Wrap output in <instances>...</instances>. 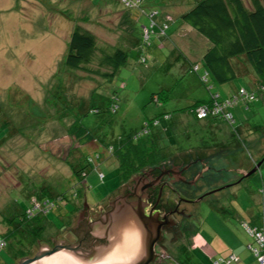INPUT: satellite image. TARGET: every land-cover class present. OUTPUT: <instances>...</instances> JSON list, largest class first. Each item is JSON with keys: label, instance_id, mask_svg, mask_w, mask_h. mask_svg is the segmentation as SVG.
Returning a JSON list of instances; mask_svg holds the SVG:
<instances>
[{"label": "rangeland", "instance_id": "374dc122", "mask_svg": "<svg viewBox=\"0 0 264 264\" xmlns=\"http://www.w3.org/2000/svg\"><path fill=\"white\" fill-rule=\"evenodd\" d=\"M243 1L250 5L249 0ZM193 2L139 0L135 8H128L120 0H0V232L13 225L9 219H17L18 210L26 217L30 202L36 204L42 199L37 196L42 185L55 196L48 213L39 210L32 216L39 215V222L45 225L31 244L23 239L27 243L25 257L38 253L40 245L53 247L54 236L62 233L67 237L63 243H80L79 237L86 236V245H80L90 249L89 238L94 235L87 233L86 222L77 223L80 208L84 202L100 206L104 196L102 203L135 176L120 183L118 161L107 146L143 132L146 122L154 117L172 126L161 139L169 157L159 165L207 157L211 164L225 169L219 175L220 183L228 178L235 182L199 200L185 202L190 216H171L172 220L185 221L187 230L175 238L165 233L155 264H215L232 252L254 256L248 247L252 236L243 221H257L260 213L264 214V163L245 177H240L239 163L249 165L259 154V147H264V91L250 85V75L240 65L242 73L233 80H210L214 89L222 85L229 90L241 86L254 90L255 96L247 105L238 102L232 107L233 124L221 119H197L181 110L193 98H207L209 94L197 75L186 68L188 56L202 69L209 40L194 29L182 31L181 36L187 39L173 38L182 21L180 12ZM108 5L118 11L105 13L101 7ZM140 7L144 12L136 9ZM154 9L159 13L151 17ZM128 10L136 14L133 22ZM120 12L125 13L120 20L124 25L117 20ZM151 18L162 25L160 20L167 19L168 26L160 36L161 26L155 25L159 36L151 33L143 42L142 25H149ZM76 23L89 28L99 46L116 45L128 51L126 64L114 76L89 74L64 64L67 41ZM163 89H168L166 100L151 97ZM111 97L118 102L116 111L109 108ZM167 112L170 115L165 117ZM76 118L91 130L94 139L89 144L95 141L98 148L79 145L70 135L68 129ZM249 127L256 129L254 133L248 131ZM217 141L233 146L232 152L228 149L213 156L215 150L210 146ZM96 151L99 158L87 167L80 181L64 158L74 162V158L83 155L85 159ZM197 183L203 184V179ZM187 187L180 185L178 189ZM202 189L182 192L195 196ZM163 193L169 195H165L167 190ZM197 227L205 243L193 238ZM71 236L74 241H67ZM11 240L18 243L15 238ZM21 259L11 245L0 250L1 264H19Z\"/></svg>", "mask_w": 264, "mask_h": 264}, {"label": "trees", "instance_id": "16d2710c", "mask_svg": "<svg viewBox=\"0 0 264 264\" xmlns=\"http://www.w3.org/2000/svg\"><path fill=\"white\" fill-rule=\"evenodd\" d=\"M120 2L123 3L122 0ZM249 2L250 5L247 6L243 0H194L190 8L180 13L182 22L190 25L210 42V45L202 55V69H200V64L196 61L192 62L189 67L206 86L209 93L208 97L206 99L196 100L181 108L182 111L192 114L197 119L209 118L225 121L220 116L212 114L199 118L196 116L195 111L191 109L201 103L210 104L216 98L219 99L236 93L240 87H237L230 94L222 96L217 89H214L213 82L210 80L213 79V81L218 83L231 81L238 74L242 73V65L246 69L244 73H249L250 75V85H253L259 91H264V0H249ZM127 7L135 8V6ZM136 9L144 12L141 7ZM154 10L156 12H153ZM154 10L150 14L151 17L153 14L159 13L158 10ZM133 21L134 19L132 18ZM160 21L163 22V25L162 23L157 24L159 21H155L152 18L149 25H142L143 42L151 33L158 34L153 29L155 25L161 26L159 27L160 36L162 33L165 34L168 21L167 19ZM144 26L149 27L147 36L144 33ZM107 45L99 46L96 35L81 23H76L67 41L64 64L68 67L83 70L89 74H97L111 78L121 65L126 64L128 51L120 46ZM251 92L255 94L254 90H251ZM151 97L155 100H166L169 97L168 89L153 92ZM249 100L251 99H240L234 105L239 101L246 103ZM108 104L112 111L117 110L118 102L114 97H111ZM96 111H99L97 107ZM164 114L165 117L170 115L168 112ZM145 126H147V132H140L134 136L124 137L120 141L107 146L108 151L118 161L120 183L127 182L138 171L146 167L161 164L169 157L165 151L167 145L161 139L163 132L167 133L168 130L172 131V126L161 123L157 117L152 118L151 121H147ZM68 130L70 135H73L74 139L79 142V145L94 139V135L88 126L82 124L78 118L72 121ZM68 153H70V150ZM68 153L66 156H68ZM99 155L100 153L96 151L93 156H85V159H82L83 155H80L76 159L74 158V162L68 157L64 159L69 162L72 174L82 181L88 172L87 167L89 165L92 166L95 159L99 158ZM263 156L264 151L253 161L251 166L253 167ZM89 157H93V159L89 160ZM83 160H85V163H82ZM262 163H264V160ZM242 173L240 177H245ZM37 196L39 198L49 197L55 200L52 191L43 185L40 187ZM17 212V219H9L13 225L5 233L0 232V234L4 235L7 239L5 246L11 245L16 252L17 258L20 259L27 255L25 251V245L27 243L23 239L31 244L41 234L44 223L39 222V215L28 218L19 210ZM243 222H247L253 226L264 225H256L245 220ZM11 238H15L18 243L12 242ZM237 260L238 256L235 261L229 264L235 263ZM219 263L225 264V261H219L217 264Z\"/></svg>", "mask_w": 264, "mask_h": 264}, {"label": "water", "instance_id": "95a60500", "mask_svg": "<svg viewBox=\"0 0 264 264\" xmlns=\"http://www.w3.org/2000/svg\"><path fill=\"white\" fill-rule=\"evenodd\" d=\"M263 160L264 156L242 175L248 176L256 171ZM190 163L185 164L183 168H187ZM181 170L182 168H179L178 165H174L163 169L160 175L169 172L177 173ZM133 179L135 184L129 190L117 194L110 201L111 208L104 211L98 218L88 220V205L84 202L82 211H79L77 223L88 222L87 230L94 235L90 249H85L80 243H63L60 242L61 240L55 239L53 247H47L46 244L40 245L38 253L32 257L22 258L19 264H72L74 260L76 264H95L114 248L120 246L123 232L129 224L139 225L144 233L143 250L135 264L152 262L156 257L153 244L159 237L160 225L164 222V216L159 210L150 212L153 205L147 206L149 202L144 199L148 196L144 189L151 185L149 182L153 179L143 174L134 176ZM182 180L188 183L195 181V179L186 180L185 178ZM161 189L162 186L160 191ZM200 198L201 196L196 200Z\"/></svg>", "mask_w": 264, "mask_h": 264}, {"label": "flooded vegetation", "instance_id": "af4514ba", "mask_svg": "<svg viewBox=\"0 0 264 264\" xmlns=\"http://www.w3.org/2000/svg\"><path fill=\"white\" fill-rule=\"evenodd\" d=\"M190 163V165L187 168H183V166L187 163ZM178 165L179 168H182L180 172L177 173H163L160 175V172L168 167ZM221 170H224L222 167H218L217 165L211 164L210 159H207L205 157H198V158H192L186 162L183 160L179 161H172L170 165L163 166V165H155V166H149L146 169H142L141 171H138V173L135 174V176L143 174L151 179H153L151 182H149L151 185L146 187L144 190L148 194V196L144 197L145 201L149 202L147 206H152L150 212L154 211H161L164 216V222L160 225V233L159 237L155 239V242L153 244L154 247V254H156L155 259L148 263V264H155L158 261L159 257V245H163V238H165V233L172 234V237L175 238L177 235L183 233V231L186 232V222H182L181 220L175 221L172 220L173 218L171 216H180L184 215L185 217L190 216V213L186 211V205L184 203L196 201V198L201 196L204 197L205 195L214 192L218 189H221L226 186H230L234 181L230 178L224 180L223 182L220 181V173ZM148 171V172H147ZM213 171V172H211ZM160 175V176H159ZM182 178H185L186 180L195 179L194 183H188L185 180H182ZM199 179H203V184L197 183ZM135 184V180L132 178L131 182L128 184H125L124 188L122 190H118L116 193L108 197L107 201L100 204V206L96 207L95 214L91 216V220L98 218L104 211L111 208L112 204L110 203L111 200L114 199V197L122 193L126 190H129L133 185ZM180 185L188 186L189 189H202L201 192H199L195 196H191L187 193H183V189L187 188H179ZM162 186V189L160 191V187ZM190 186V187H189ZM167 190L168 193L164 195V191ZM173 193V196L171 192ZM189 193V192H188ZM200 198V199H201ZM199 200V199H197ZM187 215V216H186ZM189 218V217H188ZM158 236V235H157ZM81 239L80 243L86 245L87 239L86 236L79 237ZM86 239V240H85ZM92 240L89 238V244Z\"/></svg>", "mask_w": 264, "mask_h": 264}, {"label": "built area", "instance_id": "2783aa9c", "mask_svg": "<svg viewBox=\"0 0 264 264\" xmlns=\"http://www.w3.org/2000/svg\"><path fill=\"white\" fill-rule=\"evenodd\" d=\"M126 6H137L139 0H122ZM153 12H156L155 10ZM149 31V27L144 26V33L147 36ZM163 32V30L161 29ZM255 94L245 87H240L236 93L222 97L219 99H214L212 103H201L197 106H194L191 110L195 111L196 116L201 118L208 116V114L220 116L225 121L232 124L234 122V115L231 111V107L237 102V100L244 99H252ZM143 132H147V126L144 127ZM93 157H89V160H92ZM100 175H102L100 173ZM44 198V199H43ZM54 206V200L49 197H42V199L38 200V202L32 203L30 202L29 207H26L27 213L26 217L31 218L33 214L37 211L41 210L43 213H48ZM246 230L251 234L254 238V243L249 244L248 247L254 253L258 264H264V225L262 226H253L247 222H243ZM7 244V239L4 235L0 234V250ZM237 256L234 253L229 254L226 258H220L215 262L217 264L219 261H225L226 264H229L232 261H235Z\"/></svg>", "mask_w": 264, "mask_h": 264}, {"label": "crops", "instance_id": "0c3cea01", "mask_svg": "<svg viewBox=\"0 0 264 264\" xmlns=\"http://www.w3.org/2000/svg\"><path fill=\"white\" fill-rule=\"evenodd\" d=\"M91 3H95V1H90ZM101 8H103V11L105 12V13H112V12H115V11H118V10H116V9H112L111 7H109V5L108 6H105V7H101ZM100 8V9H101ZM96 9H98V8H96ZM136 10V9H135ZM182 12V11H181ZM180 12V13H181ZM121 13V15L119 14L118 16H117V20H118V22H123V21H120L121 20V18H122V16L125 14V13H122V12H120ZM128 14L129 15H131V20H132V18L134 19V17H136V14L134 13V12H132L131 10H128ZM122 25H124L123 23H122ZM185 30H187V31H192L193 30V28L190 26V25H188V24H186V23H184V22H180L179 23V25L177 26V28H176V30H175V34H174V37L173 38H175V36H177L178 37V39H181L182 38V40L183 39H187L188 37L186 36H181V33H182V31L184 32ZM172 36V35H171ZM179 36H180V38H179ZM195 36V35H194ZM196 37V36H195ZM179 43H181V44H183V42L184 41H182V42H180V41H178ZM181 46V45H180ZM181 47H183V49H185V50H187L188 48L186 47V46H181ZM186 59L188 60L189 59V61H187V64H186V68L187 69H189V67H190V64L192 63V62H195L194 60H190V58H188V56H186ZM190 70V69H189ZM190 72H192V73H194L195 74V76L197 75L194 71H191L190 70ZM197 77H198V75H197ZM199 79V78H198ZM226 87V86H225ZM215 89H217L218 91H219V93L223 96V95H228V94H230L231 92H233V91H235V90H229V89H225L222 85H219L218 87H216ZM231 91V92H230ZM199 99H206L205 97H195V98H193V100L191 101V103H193V102H195L196 100H199ZM239 102H241V103H244V101H239ZM248 102V101H247ZM247 102H246V105H247ZM245 104V103H244ZM235 106V105H234ZM186 112V111H185ZM233 115H234V113H233ZM234 118H235V115H234ZM209 119V118H208ZM209 120H216V119H209ZM234 123V122H233ZM256 129H253L252 127H249L248 128V131L249 132H251V133H254V131H255ZM264 142V141H263ZM264 144V143H263ZM81 145H88V146H91V147H96V148H98L99 147V144H97V143H95V141L93 142V144L91 145V144H89V141L87 142V143H84V144H81ZM210 147H213V150H215V152H213L212 153V155L214 156V155H217V156H219V155H221V154H223V153H225V151H227L228 149H230V151L232 152V149H233V146H231V145H227V143H222V142H215L214 144H212ZM259 154L254 158V160L257 158V157H259V155L264 151V147L263 148H261V147H259ZM207 153V152H206ZM205 153V154H206ZM215 153V154H214ZM200 155H204V154H200ZM210 155V154H209ZM205 158H207V157H205ZM253 160V161H254ZM253 163V162H252ZM252 163H249V165H243V161H240V163L239 164H242V165H240L239 166V171L240 172H245L251 165H252ZM225 170V169H224ZM108 196V195H107ZM106 196H104V198H105ZM104 198L102 199V202H103V200H104ZM73 202H75V201H73ZM102 202H101V204H102ZM81 204H82V202H81ZM66 206L65 207H67V204H65ZM84 207V206H83ZM83 207L82 208H80L81 210L83 209ZM96 207H93V206H87V211H88V216H87V218H88V220L89 221H91V216H93L94 214H95V209ZM264 211V210H263ZM67 213V210H65L64 211V214H62L63 216H62V219L65 217V214ZM260 218L256 221L255 219H254V221L251 219V216L249 217V219H251L250 220V222L251 223H253V224H256V225H261V224H264V214H263V212L262 213H260ZM44 225H45V223H44ZM87 225H88V222H86V231L88 232V233H90V234H92L91 232H89L88 230H87ZM200 228H198L197 227V229H196V234L193 236V238L195 239V241L196 242H200V243H205L206 241L205 240H203V241H201V237H200V235H199V233H200ZM66 235H64L63 233L62 234H60V236L59 235H55L54 236V242H55V239H57V240H61V241H63V239L64 240H66ZM74 236H71V239H69V240H67V241H69V242H73L74 241ZM252 240H253V238H252ZM60 241V242H61ZM91 243H92V241H91ZM91 243L88 245V246H90L91 247ZM253 242H251L250 244H252ZM47 245V244H46ZM48 246V245H47ZM85 247V246H84ZM85 249H86V247H85ZM232 253H234V254H236L237 256H238V260H237V262H235V263H238V264H258L257 263V261H256V259H255V257L254 256H252V257H243V254H242V252H238V253H236V252H232ZM253 255V254H252ZM0 264H1V261H0ZM226 264V263H225ZM232 264V263H231Z\"/></svg>", "mask_w": 264, "mask_h": 264}, {"label": "clouds", "instance_id": "9594fccd", "mask_svg": "<svg viewBox=\"0 0 264 264\" xmlns=\"http://www.w3.org/2000/svg\"><path fill=\"white\" fill-rule=\"evenodd\" d=\"M144 246V233L137 224H129L119 247L114 248L95 264H135L140 258ZM120 250V251H118ZM72 264H76L75 260Z\"/></svg>", "mask_w": 264, "mask_h": 264}]
</instances>
